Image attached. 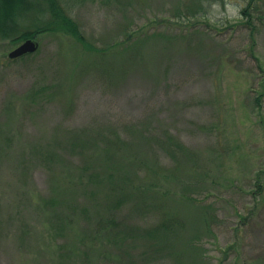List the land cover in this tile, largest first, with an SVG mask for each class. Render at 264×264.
<instances>
[{
    "label": "rangeland",
    "instance_id": "374dc122",
    "mask_svg": "<svg viewBox=\"0 0 264 264\" xmlns=\"http://www.w3.org/2000/svg\"><path fill=\"white\" fill-rule=\"evenodd\" d=\"M64 3L92 51L70 35L46 33L32 38L39 45L32 55L12 60L9 52L23 41L0 39V264H264V18L253 39L238 22L244 0ZM168 132L202 154L220 184L196 190L218 219L195 260L185 252L196 214L185 215L183 227L162 230L167 237L159 250L138 239L119 252L100 238L109 217L104 200L83 201L87 216L68 211L74 196L68 182L87 162L77 138L99 139L103 147L117 133L151 160L171 165L147 141ZM94 143L86 144L87 153L103 161ZM182 161L185 172L193 170ZM54 185L61 201L49 207ZM133 194L117 217L143 238L167 207L155 195ZM60 244L68 245L67 254Z\"/></svg>",
    "mask_w": 264,
    "mask_h": 264
},
{
    "label": "trees",
    "instance_id": "16d2710c",
    "mask_svg": "<svg viewBox=\"0 0 264 264\" xmlns=\"http://www.w3.org/2000/svg\"><path fill=\"white\" fill-rule=\"evenodd\" d=\"M263 8L264 0H244V4L241 6L238 22L249 28L253 39L258 23H261L264 18ZM186 11L188 13L195 12L191 6H187ZM203 14L207 15L208 12L204 11ZM194 16L197 15L194 14ZM197 22L191 24L184 20H178L176 23L194 27L198 25ZM46 33L70 35L81 46L86 47V50L92 51L94 48L85 37L78 21L74 19L64 0H0V39H11L14 43H18ZM129 35L128 37H131L132 34ZM135 37L138 38L139 36ZM33 53H28L12 60L21 59ZM34 93L37 94V92ZM259 99L260 96L256 98L258 106L261 105ZM77 140V145L85 146V152L82 151L83 155L81 156L84 161L87 159V162H83L84 165L77 170V180L74 179L68 182L67 188L72 189L71 195H74L72 200L67 203L69 206L68 211L73 216H87L90 211L82 203L83 201L98 203L100 200H104L109 217L106 219L107 223L101 229L102 235L100 238L105 240L106 245L110 246L111 249L112 247L116 248L119 252L122 250L126 252L127 246L131 245V243H136L138 239L149 240L152 247L159 250L163 248L162 245L165 243V241L162 242V238L165 239L167 237L164 231L176 226H185V222H187L185 221V215H187V220L189 216L192 217L193 214H196L197 216L194 219L200 223L197 228V221H195V234L188 238L185 252V254L195 260L197 250L201 249L203 240L215 235L213 225L218 219L215 206L207 202L206 197L196 193L197 191L202 192L203 186L216 188L220 185L218 184L219 181L213 176V165L202 164V154H192L188 147L179 142L169 132L162 138L153 137L150 140L147 139V141L165 152L173 162L171 165H163L159 161L151 160L146 154L147 152L138 149L134 140H131L128 144L117 133H112V137L104 141L105 145L103 147L98 145L99 139L91 138L90 142L84 138H77ZM92 140L96 143H94L95 148L98 146L104 153L103 161L100 156L95 157V154L87 153L86 144H92ZM49 150L50 171H54L55 165L58 164V159L54 149L51 148ZM144 151L149 150L144 149ZM182 159L189 161L193 166V170L189 168V171L185 172L186 170L184 169L187 167H184ZM92 160H94L93 163ZM54 178L59 179L60 174L55 175ZM71 184L74 186L73 188ZM257 186L256 194H261L262 184L257 182ZM103 187L106 190L101 194L100 190ZM89 188L91 190L88 193L87 189ZM198 188L200 189L198 190ZM57 191L54 185L50 193L55 194L45 199V203L49 207L61 201V196L56 195ZM134 192L139 195H155L157 199L161 200V204L167 207L162 210L163 219L158 226L147 227L143 230L145 235L143 238L137 237L139 236V231L133 228L130 229L128 226L126 228L127 223L124 218L117 217V213L121 208L134 200H128L133 197ZM96 208H101V205ZM95 214L100 216L98 220L101 224L103 215H100L98 210H96ZM69 219L71 222L75 220ZM162 230L164 231L162 232ZM132 231L137 233V236ZM58 235L57 231L56 236ZM66 242L69 243L68 241ZM67 246V244L59 245L61 255L68 253ZM62 247L63 249L61 250ZM69 251L74 252L73 249H69ZM84 251L82 250L81 252L83 253ZM177 262L179 263L178 259ZM85 263L87 262L85 261Z\"/></svg>",
    "mask_w": 264,
    "mask_h": 264
},
{
    "label": "water",
    "instance_id": "95a60500",
    "mask_svg": "<svg viewBox=\"0 0 264 264\" xmlns=\"http://www.w3.org/2000/svg\"><path fill=\"white\" fill-rule=\"evenodd\" d=\"M38 43L33 40L32 38H28L23 41L20 45L14 48L12 51L9 52V57L11 59L19 58L25 54L33 53L38 49Z\"/></svg>",
    "mask_w": 264,
    "mask_h": 264
}]
</instances>
